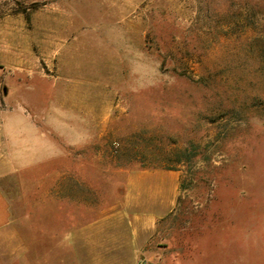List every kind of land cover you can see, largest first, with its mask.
Segmentation results:
<instances>
[{
	"label": "rangeland",
	"instance_id": "374dc122",
	"mask_svg": "<svg viewBox=\"0 0 264 264\" xmlns=\"http://www.w3.org/2000/svg\"><path fill=\"white\" fill-rule=\"evenodd\" d=\"M11 122L39 138L30 170ZM139 170L178 184L159 264H264V0H0V186L21 238L74 180L98 206Z\"/></svg>",
	"mask_w": 264,
	"mask_h": 264
},
{
	"label": "crops",
	"instance_id": "0c3cea01",
	"mask_svg": "<svg viewBox=\"0 0 264 264\" xmlns=\"http://www.w3.org/2000/svg\"><path fill=\"white\" fill-rule=\"evenodd\" d=\"M61 26L70 25L63 22ZM8 131L20 139L13 143L15 152L22 148L14 155V162H25L23 166L28 169L32 158L28 163L24 157L38 154L37 147L32 146L38 142L37 134L31 127L21 132L12 122ZM39 155L35 166L43 163L41 152ZM72 183L79 187L77 195L65 201L57 193L55 206L41 202L39 227L30 225L22 238L15 228L16 214L0 186V264H159V246L154 249L152 244L159 237V221L175 205V175L157 170L128 173L125 180L111 184L119 189L111 195L113 202L98 206L93 183L79 179ZM80 186L88 198L91 192L92 202L81 200ZM215 232L219 240L223 231ZM217 258L223 260V254L217 253ZM222 260L215 264H223Z\"/></svg>",
	"mask_w": 264,
	"mask_h": 264
}]
</instances>
